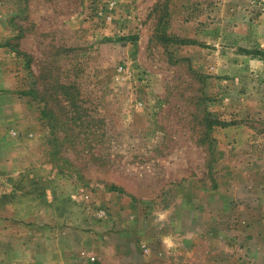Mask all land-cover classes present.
<instances>
[{
	"label": "rangeland",
	"instance_id": "374dc122",
	"mask_svg": "<svg viewBox=\"0 0 264 264\" xmlns=\"http://www.w3.org/2000/svg\"><path fill=\"white\" fill-rule=\"evenodd\" d=\"M0 264H264V0H0Z\"/></svg>",
	"mask_w": 264,
	"mask_h": 264
}]
</instances>
